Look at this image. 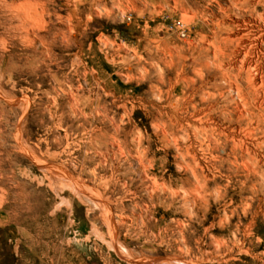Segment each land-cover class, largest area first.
Masks as SVG:
<instances>
[{"label": "rangeland", "instance_id": "obj_1", "mask_svg": "<svg viewBox=\"0 0 264 264\" xmlns=\"http://www.w3.org/2000/svg\"><path fill=\"white\" fill-rule=\"evenodd\" d=\"M0 264H264V0H0Z\"/></svg>", "mask_w": 264, "mask_h": 264}]
</instances>
